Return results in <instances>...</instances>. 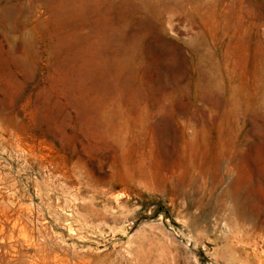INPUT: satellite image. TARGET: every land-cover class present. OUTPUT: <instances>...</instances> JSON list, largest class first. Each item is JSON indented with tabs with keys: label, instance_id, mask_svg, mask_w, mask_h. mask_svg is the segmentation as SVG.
Listing matches in <instances>:
<instances>
[{
	"label": "rangeland",
	"instance_id": "374dc122",
	"mask_svg": "<svg viewBox=\"0 0 264 264\" xmlns=\"http://www.w3.org/2000/svg\"><path fill=\"white\" fill-rule=\"evenodd\" d=\"M17 1L0 264H264V0Z\"/></svg>",
	"mask_w": 264,
	"mask_h": 264
},
{
	"label": "bare ground",
	"instance_id": "6f19581e",
	"mask_svg": "<svg viewBox=\"0 0 264 264\" xmlns=\"http://www.w3.org/2000/svg\"><path fill=\"white\" fill-rule=\"evenodd\" d=\"M82 1V0H81ZM86 0H83L85 2ZM98 2L104 0H96ZM106 1V0H105ZM55 4L58 7V20L60 23L74 17L76 14H81L84 11V7L77 6L73 0H55ZM26 9L17 0H0V26L2 32L7 38H12V33L21 34L20 46L25 50L31 47L32 38L29 36L31 28L35 30L36 25H31L29 22L23 20L25 17ZM42 22V21H39ZM29 28V29H28ZM1 32V31H0Z\"/></svg>",
	"mask_w": 264,
	"mask_h": 264
}]
</instances>
